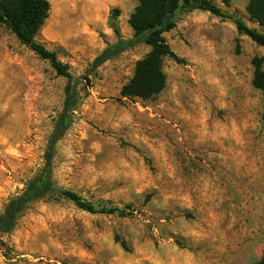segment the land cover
<instances>
[{
	"label": "rangeland",
	"instance_id": "obj_1",
	"mask_svg": "<svg viewBox=\"0 0 264 264\" xmlns=\"http://www.w3.org/2000/svg\"><path fill=\"white\" fill-rule=\"evenodd\" d=\"M35 39L77 77L116 36L136 0H47ZM248 16V0H212ZM164 37L180 59L162 60L165 86L149 99L121 88L151 47L107 60L81 89L73 122L56 145L52 179L99 207L47 196L0 236V264H255L264 250V95L252 59L264 47L207 11L178 16ZM65 79L0 28V211L40 169L60 113ZM97 209V208H96ZM124 242V247L121 242Z\"/></svg>",
	"mask_w": 264,
	"mask_h": 264
},
{
	"label": "trees",
	"instance_id": "obj_2",
	"mask_svg": "<svg viewBox=\"0 0 264 264\" xmlns=\"http://www.w3.org/2000/svg\"><path fill=\"white\" fill-rule=\"evenodd\" d=\"M136 1L128 19L132 35L127 38L121 36L120 29L114 21L119 11L113 9L109 26L116 39L106 43L92 60L89 69L75 77L68 64L61 61L55 51L49 50L35 39V34L47 17L48 1L0 0V28L6 25L21 44L30 48L40 58L47 60L56 74L65 79L62 107L46 141L42 165L0 211V236L14 229L19 216L33 202L47 196L65 197L79 208L91 212L98 210L105 213H118L122 216L132 212L133 209L129 204L116 205L105 200L99 201V207H94L93 203L84 200L77 193L58 187L52 179V161L56 145L73 122V114L81 101L80 91L90 85V75L104 62L137 45L150 46L151 50L135 63L131 78L121 88V95L142 99L155 96L165 86V74L162 70L163 58L170 57L176 61L180 60L165 39L164 33L176 26L179 15L193 10L207 11L215 16L231 20L239 33L245 34L254 43L264 47L263 32L248 26L240 16L223 12L212 0ZM245 10L251 20L259 26H264V0H248ZM261 64V57L252 59L254 67L252 85L261 90L264 95V68ZM120 242L124 247V242ZM255 264H264V250Z\"/></svg>",
	"mask_w": 264,
	"mask_h": 264
}]
</instances>
